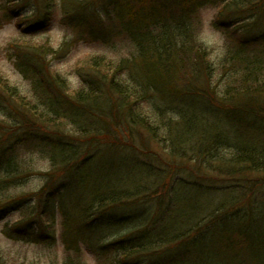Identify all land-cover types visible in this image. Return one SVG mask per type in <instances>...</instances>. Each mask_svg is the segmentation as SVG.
<instances>
[{"label":"trees","instance_id":"16d2710c","mask_svg":"<svg viewBox=\"0 0 264 264\" xmlns=\"http://www.w3.org/2000/svg\"><path fill=\"white\" fill-rule=\"evenodd\" d=\"M31 1L4 0L0 18H14V8ZM91 1L84 0L82 11L80 0L63 5H74L71 17L79 15L89 40L111 48L124 40L130 56L86 61L78 72L84 86L71 97L67 84L30 53L11 56L31 81L33 100L0 77V114L7 121L0 122V214L24 216L11 231L27 239L40 229L38 236L56 242L61 216L66 249L79 254L86 245L99 264H264V0H104L103 13L84 18ZM207 7L217 11L213 25L232 38V83L219 95L197 86L209 80L201 72L210 65L196 35L197 13ZM5 99L14 105L6 107ZM144 103L151 104L150 113ZM194 103L203 114L186 109ZM38 123L55 132H35ZM70 124L92 141L60 136L59 128ZM145 137L165 153L160 166L138 156L144 152L136 140L147 147ZM89 144L98 152L85 154ZM121 144L127 150L117 153L126 152L122 156L146 171L143 180L131 189L92 191L94 197L78 205L67 202L101 148ZM21 151L40 154L53 169L41 174L44 187L29 194L33 203L16 194L17 204L9 207L13 199L6 195L33 172ZM105 229L113 238H103ZM63 264L81 262L67 256Z\"/></svg>","mask_w":264,"mask_h":264},{"label":"rangeland","instance_id":"374dc122","mask_svg":"<svg viewBox=\"0 0 264 264\" xmlns=\"http://www.w3.org/2000/svg\"><path fill=\"white\" fill-rule=\"evenodd\" d=\"M3 4L4 0H0V17L3 13ZM15 4V2H12L10 5ZM90 4L91 9L89 8L88 13H85L84 18H88L90 15L93 16L94 13H103L105 9L103 7L104 0H92ZM78 5H80L81 11L86 8L84 0H80ZM73 7L74 5L69 3L64 7L63 0L55 1L54 4L43 0H32L19 10L18 7L14 8V18L10 20L0 18V77L8 81L11 87L16 88L22 98L31 101L35 96L31 81L27 80L15 65V58L11 56H14V53L16 55L21 54V52L30 53L36 62L45 63L48 71L53 76L67 84L70 97L84 86L78 72L81 71L79 69L85 66L86 61H92L97 57H105L108 61L110 59L118 60L130 56L132 53V46L124 40H120L118 47L115 48H111L103 42L89 40L86 32L79 27V15L71 17L70 10L72 11ZM216 12L214 8L207 7L197 13L200 25L196 35L198 42L204 45L205 57L210 65L209 68L203 65L202 70L199 68L201 72L203 71L204 78L207 77L209 80L200 79L197 86L202 90L209 89L207 93L215 90L219 95L222 91H226L228 85L232 83L228 84L230 74L233 72L229 68V66H232L229 65V41L232 38L227 39L225 32L213 25ZM15 47L20 50L12 49ZM4 102L8 108L14 105L13 101L5 99ZM196 108L199 110H196ZM186 109L195 114L204 113L203 108H199L197 103L187 104ZM143 111L150 113L152 111L151 104L144 103ZM1 114L0 122H7L5 114L3 112ZM31 129L40 134L55 132L53 125L48 126L39 123L32 126ZM59 129L62 130L60 136L68 137L73 142L87 144L92 141V139L89 141L84 136L82 137L80 131L74 125L61 126ZM145 140L146 143H149L147 147L144 146L142 140H136L138 146L144 152H138L139 155H137L143 159L147 157L149 163L160 166V158L163 157L166 160L165 153L160 149L157 142L150 137H145ZM126 141H129V139H126ZM121 146L122 144L101 148V152L87 168L89 171L88 176L82 180H77L76 192L72 190L67 193V202L78 205L81 200L88 201L93 198L95 193L92 191L103 192L110 187L131 189L143 180L140 175H144L146 171L130 156H122L126 152H122V155L118 154L119 149L122 151L127 150L126 147L121 148ZM83 147H86L83 150L85 154L91 152L90 155H92L95 151L98 152L96 146L89 144ZM114 147L118 149L115 150ZM147 150L150 152L147 153ZM134 152L133 154L136 153ZM19 155V158L24 159L23 163L32 161L30 162L32 164L27 163L25 165L27 167L33 165L30 168L33 172H29V177L22 186L13 189L6 195V198L11 197L13 199V201H10L11 205L9 207L17 204L14 200L16 194L26 195V199L31 200L30 202L33 203L34 201L30 199L29 194H37L44 187L47 179L41 174L49 173L53 169L50 162L41 158L38 153L21 151ZM131 173L137 174L132 177ZM45 193L50 194L48 191H45ZM23 201H25V198H23ZM23 217L21 211L10 210L0 214V264H63L67 256L79 259L81 264H99L97 258L87 252L86 245L80 248L81 253L79 254L74 253L72 255V249H66V245L61 239V216H58L56 220V242L49 240L46 235L38 236L40 229L35 230L37 234L32 231L27 239L13 233L11 231L12 226L22 220ZM31 219L28 217L30 224L32 223ZM31 229L34 228L31 227ZM99 229H103V227ZM99 231L97 230L94 233ZM120 233L121 231L116 232V234ZM103 235L105 240H109L113 238L115 233L112 230L105 229ZM82 236H85V234H82ZM42 237H44L43 240H40Z\"/></svg>","mask_w":264,"mask_h":264}]
</instances>
